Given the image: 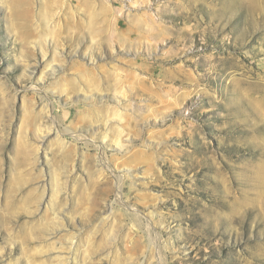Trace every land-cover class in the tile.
Here are the masks:
<instances>
[{
    "label": "rangeland",
    "instance_id": "374dc122",
    "mask_svg": "<svg viewBox=\"0 0 264 264\" xmlns=\"http://www.w3.org/2000/svg\"><path fill=\"white\" fill-rule=\"evenodd\" d=\"M93 1L0 0V264H264V0Z\"/></svg>",
    "mask_w": 264,
    "mask_h": 264
},
{
    "label": "bare ground",
    "instance_id": "6f19581e",
    "mask_svg": "<svg viewBox=\"0 0 264 264\" xmlns=\"http://www.w3.org/2000/svg\"><path fill=\"white\" fill-rule=\"evenodd\" d=\"M91 1H93V0H91ZM94 1H96V0H94ZM93 1V2H94ZM89 3V2H88ZM90 3H92V2H90ZM95 3V2H94ZM107 3V2H106ZM92 5V4H91ZM95 5V4H94ZM94 5H92L93 7H95ZM96 8H97V6H96ZM102 8V7H101ZM99 9H100V7H99ZM91 10H93V9H91ZM109 10V9H108ZM103 10H101V12H102ZM95 13H97L96 11H95ZM89 14H91V13H89ZM92 14H94V13H92ZM101 14H103V13H101ZM98 15V14H97ZM97 15L95 16H93L92 17V15L90 16L91 18H93V19H96V17H97ZM106 15V14H105ZM103 17V16H102ZM50 18V17H49ZM90 18V19H91ZM99 17H97V19H98ZM106 18V17H105ZM88 19V18H87ZM103 19H104V17H103ZM102 19V20H103ZM65 20V19H64ZM63 20V21H64ZM68 20V19H67ZM93 21H95V20H93ZM92 21V22H93ZM100 21H101V17H100ZM70 22V21H69ZM88 22H89V19H88ZM91 22V21H90ZM65 23H66V21H65ZM74 23V22H73ZM72 23V24H73ZM83 23H85V22H83ZM52 22H50V21H47L46 22V29H47V31H46V34L44 35V39L43 40H45V41H47V40H49V41H51V45H52V48H53V54H54V56L55 57H60V56H62V51H58L57 50V47L54 45V38H53V35H54V31L56 30V26H58L57 24H54L53 26H52ZM62 24H63V22H62ZM86 24H89V23H86ZM94 24V23H93ZM101 24V23H100ZM103 24V23H102ZM101 24V25H102ZM59 25H60V23H59ZM66 25H69V24H66ZM71 25V24H70ZM97 25V24H96ZM104 25V24H103ZM77 26H79V25H77ZM98 26V25H97ZM105 26V25H104ZM76 27V26H75ZM94 27H95V25H94ZM98 28H101V27H98ZM97 28V29H98ZM58 29H59V26H58ZM88 29H90V28H88ZM91 29H92V27H91ZM96 29V30H97ZM79 30V29H78ZM87 30V29H86ZM95 30V29H94ZM58 31V30H57ZM99 31V30H98ZM101 31H102V29H101ZM100 32V31H99ZM90 33V32H89ZM92 35H96V34H98L97 32H96V34H93V33H95V32H93V30H92ZM77 34V33H76ZM75 35V34H74ZM90 36V35H89ZM76 37V36H75ZM96 37V36H95ZM42 40V41H43ZM99 40V39H98ZM97 39H96V41H98ZM92 41V40H91ZM95 42V41H94ZM99 43V42H98ZM95 44V43H94ZM112 44V43H111ZM108 45V44H107ZM89 64L91 63V59H88V61H87ZM115 73H117V71L116 72H114V73H111L112 75H114V76H117L118 74H115ZM85 76H87V81H89V82H87V84H89L88 85V88L90 89V91H94L96 94H101V93H103V92H106V96H108V91H106L107 89H105L104 87H101V86H103V85H101V84H99L98 83V81H97V77H91V76H88V75H86V73H85ZM114 76H112V78L114 77ZM115 78V77H114ZM116 80L117 79H119V77L117 78H115ZM117 82H118V80H117ZM101 85V86H100ZM100 86V87H99ZM113 89H114V87H113ZM111 91V90H110ZM115 90H113V92H114ZM105 96H103L102 94L100 95V98H104ZM116 102H118V101H116ZM114 115H115V118H116V120L118 121V122H121L122 121V113H119V112H117V111H115L114 112ZM97 127H93V128H91L92 130H91V134H93L94 135V131H95V129H96ZM256 182V181H255ZM253 184H254V182H253ZM252 184V185H253ZM256 184V183H255ZM254 184V185H255ZM260 184V183H259ZM261 185V184H260ZM258 185H255V188L257 187ZM261 186H263V185H261ZM254 188V189H255ZM259 188V187H258ZM257 188V189H258ZM256 189V190H257ZM262 191H263V189H262ZM258 192V191H257ZM235 205V204H234ZM234 205H232V206H234ZM149 215L152 217L153 216V213H151V212H149ZM151 219V218H150Z\"/></svg>",
    "mask_w": 264,
    "mask_h": 264
}]
</instances>
